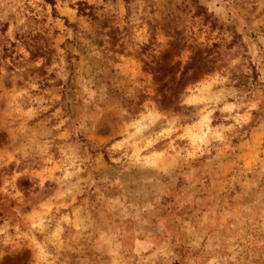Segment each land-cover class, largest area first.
<instances>
[{"label": "rangeland", "instance_id": "obj_1", "mask_svg": "<svg viewBox=\"0 0 264 264\" xmlns=\"http://www.w3.org/2000/svg\"><path fill=\"white\" fill-rule=\"evenodd\" d=\"M0 264H264V0H0Z\"/></svg>", "mask_w": 264, "mask_h": 264}, {"label": "trees", "instance_id": "obj_2", "mask_svg": "<svg viewBox=\"0 0 264 264\" xmlns=\"http://www.w3.org/2000/svg\"><path fill=\"white\" fill-rule=\"evenodd\" d=\"M48 2L55 4L56 0H47Z\"/></svg>", "mask_w": 264, "mask_h": 264}]
</instances>
